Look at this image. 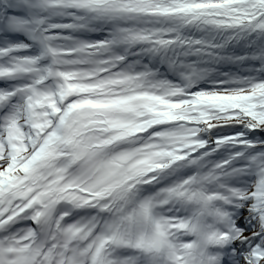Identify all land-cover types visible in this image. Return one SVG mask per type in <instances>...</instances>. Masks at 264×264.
<instances>
[{
  "label": "snow or ice",
  "instance_id": "1",
  "mask_svg": "<svg viewBox=\"0 0 264 264\" xmlns=\"http://www.w3.org/2000/svg\"><path fill=\"white\" fill-rule=\"evenodd\" d=\"M0 264H264V0H0Z\"/></svg>",
  "mask_w": 264,
  "mask_h": 264
}]
</instances>
